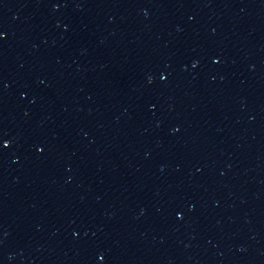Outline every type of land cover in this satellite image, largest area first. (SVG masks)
I'll list each match as a JSON object with an SVG mask.
<instances>
[{"label":"water","instance_id":"95a60500","mask_svg":"<svg viewBox=\"0 0 264 264\" xmlns=\"http://www.w3.org/2000/svg\"><path fill=\"white\" fill-rule=\"evenodd\" d=\"M0 264H264V0H0Z\"/></svg>","mask_w":264,"mask_h":264}]
</instances>
